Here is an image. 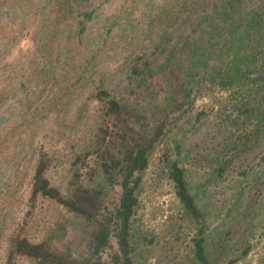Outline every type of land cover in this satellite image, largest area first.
<instances>
[{"label":"trees","instance_id":"trees-1","mask_svg":"<svg viewBox=\"0 0 264 264\" xmlns=\"http://www.w3.org/2000/svg\"><path fill=\"white\" fill-rule=\"evenodd\" d=\"M53 1L57 13L65 10L76 19L82 37L98 6L92 0ZM133 1L144 2L148 13L147 28L137 35L142 46L95 86L89 137L74 149L61 182L51 173V151L42 146L34 152L26 211L7 235L4 264L22 259L29 264H137L134 218L144 176L159 149L174 194L194 225L193 257L187 264H215L207 213L187 165L197 166L203 157L202 167L212 166L210 174L217 179L238 171L250 180L246 185L253 198L264 197V0ZM112 29L107 27L106 36ZM85 63L82 73L89 70ZM206 97L216 100L217 108L224 100L225 108L218 113L215 104L198 109V100ZM213 113L221 119L212 125ZM228 126L242 130L221 140L210 137L211 127ZM198 132L202 145L192 154ZM242 158L246 166H235ZM44 201L79 220L83 251L51 236H33L32 221ZM248 252L249 245L224 264H236Z\"/></svg>","mask_w":264,"mask_h":264},{"label":"rangeland","instance_id":"rangeland-1","mask_svg":"<svg viewBox=\"0 0 264 264\" xmlns=\"http://www.w3.org/2000/svg\"><path fill=\"white\" fill-rule=\"evenodd\" d=\"M101 1L92 0L98 10L81 37L76 19L65 10L57 13L53 0H0V264L5 263L7 235L26 211L34 152L42 146L51 151L55 157L51 173L61 182L69 174L74 149L89 137L87 119L95 109L91 97L95 86L142 46L137 35L147 28L144 2L110 0L99 6ZM109 26L113 29L106 36ZM84 63L89 70L82 73ZM214 104L220 105L206 97L198 100L197 108ZM222 104L215 112L225 108L224 100ZM210 119L213 125L221 118L213 113ZM214 128L210 137L217 135L218 140L242 130ZM202 136L198 132L192 137V154L198 153ZM160 154L159 149L151 158L134 218L136 262L187 264L193 257L194 225L185 217ZM199 158L197 166L187 168L207 213L213 261L224 264L249 245L247 255L236 264H264V197L253 198L252 187L246 185L250 180L238 171L214 178L212 166L202 167L206 160ZM246 161L242 158L235 166H246ZM31 232L83 251L79 220L49 201L39 202ZM112 243L116 247L115 239ZM18 264L29 262L22 259Z\"/></svg>","mask_w":264,"mask_h":264}]
</instances>
